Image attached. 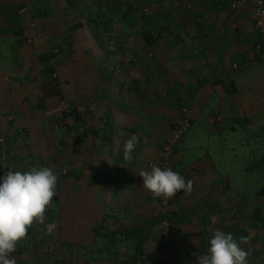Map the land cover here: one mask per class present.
Instances as JSON below:
<instances>
[{"label":"rangeland","instance_id":"rangeland-1","mask_svg":"<svg viewBox=\"0 0 264 264\" xmlns=\"http://www.w3.org/2000/svg\"><path fill=\"white\" fill-rule=\"evenodd\" d=\"M36 1L0 0L7 3L25 2L24 14L20 17V23L26 29L25 36L21 38L24 41V57L29 56L27 50L31 52L30 70L27 75L30 81L22 80L19 83L14 79V75L21 76L27 72L24 67L15 73H9L0 68L2 70L0 89L2 85L7 84L6 88L3 87L2 91L0 90V176L5 175L6 170L13 168L15 171L24 172L32 167H50L59 178L68 180L77 168L81 171V176L85 173L84 166L78 162L79 160L75 164L70 154V130H73L75 122L73 119H68L65 124H62L58 115L50 118L47 115V119L45 115L60 107L67 111L72 109L74 105L70 103L68 84H87L92 80L93 75L97 80L95 84H101L102 78L105 81L108 80L109 84H164L165 76L156 71V67L151 62L154 60V52L146 49L143 41V34L147 28H151L153 20L148 0H131L135 4L134 10H140L145 17H139V14L135 13L124 21L121 17H117L119 13L115 10L113 12L105 10L108 12L106 13L104 9L101 11L99 7L97 8L101 15L100 19L105 22L110 21L105 24L106 27L108 26L107 37L110 39L108 54L103 52L97 58L92 56V52L95 51H90L79 42L72 49L71 56H68L66 51H61L62 49L57 51L56 48H52L50 42L55 41L56 34L67 30L65 20L70 17L66 16V19L64 16V20L61 21V14H57V17L44 20L42 23L35 21L30 7ZM98 1L100 5L101 3L104 5L102 0ZM50 2L54 13L57 8V11L61 10L59 5L64 7L62 1L50 0ZM70 20L74 22L79 19L72 16ZM1 42L0 52L4 54L2 52L4 47L5 54H10L9 41ZM133 52L137 54L134 55ZM86 53L91 55L90 61L94 62L91 66H89L90 63L86 64ZM150 53L152 56L148 55ZM41 54L55 55L53 58V65L56 66L55 78L58 84L64 86L58 89L61 91V96L48 98L46 109L42 113L35 110V114V112L32 113L35 103L40 97L42 98V93L36 90L39 84L35 83L40 77L42 61L39 56ZM99 54H101L100 49ZM2 59L4 63L9 64L10 56L6 55ZM73 68L76 70L73 71ZM260 77L254 74L252 82L258 83L247 84L246 89H241L242 100L246 98V101H249L254 96L256 98L253 111L260 109V112L253 113L252 126L247 125L250 126L248 133L250 136L246 134V126L244 127L239 121L210 125L205 119V112L191 124L183 136L181 148H178L174 160L177 165L176 170L193 183L190 193L180 196L176 194L171 199L158 198V201L149 196L146 197L147 194L143 193L137 201L120 202L128 207V211L121 216L120 225L123 227H135L160 216L163 219L162 223L154 225L150 232V238L144 246L143 264H155V258L158 259L159 264H169L170 259L176 262L177 256L183 254L188 256L183 264H198V256L206 254L213 233L217 230L223 231L229 225H237L247 233L245 249L249 252V264L250 261L251 264L264 263V223L257 222L253 216L254 210L259 209L264 217V199L256 197V192L262 187L264 171V84H261ZM12 84H28L30 87L13 89ZM53 86H49L43 94L54 91ZM27 91H30L28 100L20 95ZM80 101L83 102V99ZM236 102L242 103V101ZM257 102L260 104H256ZM13 104L23 105L25 114L20 120L14 119L8 122L6 118L9 115L6 113L11 110L7 108ZM28 114H31L30 116L34 114L35 118L26 117ZM32 124L36 130L43 128V134L40 137L32 136L36 131L31 130ZM66 127L71 129L68 130ZM76 156L83 158V150L78 148ZM156 156L157 154H153L144 159L143 165L146 164L148 170L150 164L158 162ZM65 182L66 184L61 187V193H64V196L59 195L61 200L57 202L59 220L53 218L56 229L49 233L46 228H42V225L33 223L30 229L33 230L37 226L39 229L27 234L24 241L18 243L17 250L11 254L15 264H40V259L44 264H84L82 263L83 252L75 255L73 249L61 248L59 244V242L67 243L69 235L66 212H68L70 197L67 190L68 181ZM49 209H52V205H49ZM168 212L178 213L183 220L175 225L177 232L175 238L172 237V247L161 249V245L166 240L163 234L166 232L164 223ZM207 218L210 222L206 221ZM123 237V234L116 237L117 244L112 250L118 248L122 254L121 259L125 260L126 257L134 254L135 246L128 244ZM52 242L55 247H50Z\"/></svg>","mask_w":264,"mask_h":264},{"label":"crops","instance_id":"crops-1","mask_svg":"<svg viewBox=\"0 0 264 264\" xmlns=\"http://www.w3.org/2000/svg\"><path fill=\"white\" fill-rule=\"evenodd\" d=\"M148 1L153 19L150 28L153 45L150 50L154 52V60L151 62L156 71L160 72L158 74L165 76V83L109 84L108 80L102 78L101 84H95L97 80L93 75L87 84H68L70 103L74 105L72 108L78 110L82 117L80 123L74 121L73 130H70V154L75 164L79 160L84 166L85 173L81 176V171L77 168L68 180L58 177L57 195L53 197L52 209L46 211V223H53V218L59 220L57 202L61 200L59 195L64 196L61 187L68 181L70 198L66 215L69 235L67 243L59 244L61 248L73 249L75 255L83 252L84 264H119L124 261L120 257V250L112 249L117 244L116 237L123 234L124 229H132L134 226L120 225L122 214L128 211V207L120 202L137 201L143 193L147 194L146 197L158 201L149 191L143 192L145 188L139 173L148 170L147 165H143L145 158L157 154V160L160 159L161 146L171 134L170 124L180 117L178 100L185 103L191 123L205 112V119L210 125L239 121L246 126V134L254 121L253 113L260 112V109L253 111L256 97L252 96L249 101H246V98L242 100L241 89H246L247 84L258 83L252 82L254 74L261 76L259 80L264 84V62L257 63L247 70L232 68L233 64L241 65L254 58V46L258 41L253 6L247 0ZM62 3L64 7L59 5L61 10H55L56 17L61 14V21L64 16H69L70 19L72 16L77 17L76 13L69 9L71 7L63 1ZM234 3L237 6L231 9ZM12 5L11 2H0V42L9 41L10 46V54H5L4 47V54L0 52V68L15 73L24 67L26 73L21 76L14 75L15 81L21 83L22 80L30 81L27 75L30 70L31 52L27 50L29 56L24 57L23 38L20 40L15 34L18 29L7 16L8 8ZM91 6L93 5L87 4L89 13H94L100 18L97 8L101 11L105 9L103 3L93 10ZM20 21L18 27L24 30L25 36L26 29ZM65 21L66 25L67 20ZM82 23L85 24L86 21L83 20ZM56 35L54 40L64 45H61V51H66L68 56L73 55L72 49L78 44L77 36L66 30ZM79 43L90 51H95L92 56L96 58L103 52H108L107 48L102 51L91 35ZM6 55L10 56L9 64L4 63L2 59ZM85 58L86 64H94L90 61L92 57L89 53H86ZM43 63L41 62V68ZM76 65L75 62V67ZM6 86L7 84L2 85L0 90ZM62 86L64 85L59 84V89ZM11 87L21 89L30 86L12 84ZM36 88L40 93L37 86ZM29 92L20 95L28 100ZM80 99H83V102ZM47 100L43 101L40 97L32 113H42L46 109ZM8 109L12 111L6 113L9 115L6 118L8 122L20 120L25 114L23 105L13 104ZM30 115L26 117L35 118L34 114ZM45 115L47 119L49 116L47 117V113ZM32 126L31 130H36L34 124ZM41 134L43 128L37 129L32 136L40 137ZM133 135L138 136L140 142L133 152L132 159L128 160L124 156V143ZM78 148L83 150V158H77ZM152 220L154 219L150 221ZM38 227L33 230L29 228L28 234L38 231ZM154 227L148 228L149 236ZM123 239L128 244H133L126 240L125 235ZM50 244V247H55L53 242ZM44 258L46 261V257ZM39 263L44 264L41 259Z\"/></svg>","mask_w":264,"mask_h":264},{"label":"clouds","instance_id":"clouds-1","mask_svg":"<svg viewBox=\"0 0 264 264\" xmlns=\"http://www.w3.org/2000/svg\"><path fill=\"white\" fill-rule=\"evenodd\" d=\"M139 137L133 135L124 143L125 159L131 160ZM143 187L153 198L171 199L177 192L190 193L192 181L179 172L151 165L139 173ZM58 176L50 167H32L28 171H8L0 176V264H15L11 254L27 237L33 223L44 225L51 233L56 224L46 223V211L57 195ZM246 237L217 230L209 241L206 254L198 256V264H249L243 247Z\"/></svg>","mask_w":264,"mask_h":264},{"label":"trees","instance_id":"trees-1","mask_svg":"<svg viewBox=\"0 0 264 264\" xmlns=\"http://www.w3.org/2000/svg\"><path fill=\"white\" fill-rule=\"evenodd\" d=\"M60 2L63 1L64 4H67L69 7V9L73 10L76 15L77 18L79 19L78 21H74L67 19V23H66V27H67V32L71 33L72 35L74 34L75 36H77V41H84L85 39L89 38V35H91L92 39L94 40L95 43H98L99 47L101 48L102 51H104L106 48L107 50L109 49V43H110V39L107 37L108 36V26L106 27L105 24H108L110 21L108 20L107 22L101 20L100 18H97L96 15L94 13H89V9H87V4L88 5H93L91 6L92 10L94 7H98L100 6V2L98 0H59ZM104 2V6L105 10L113 12V10H115L116 13H119V16L117 17H121L122 21L127 20V18L129 16H134L135 13L139 14V17H145V14L141 13L140 10L139 11H135L134 7L135 4L131 2V0H102ZM50 0H37L34 4L31 5L30 10L31 12L34 14V20L35 21H43V20H48L51 18H55V13L53 12V6L51 5ZM90 2V3H89ZM25 2H21L20 3H13L12 6H9L10 8H8L7 11V16L12 20L13 22V26L16 27L18 29V31H16L15 34H17L21 40V38H23L24 36V30L19 28V21H20V17L22 14L21 11H25L24 9L26 8V5H24ZM95 5V6H94ZM142 11V10H141ZM83 14V15H81ZM86 17V19H85ZM85 20L86 21V25L84 23H82V21ZM42 23V22H41ZM150 29V28H149ZM147 28V30H145L144 34H143V41L145 44V48L149 49L151 48V46L153 45V41L151 39V33L150 30ZM19 40V41H20ZM52 44V48H56L57 51H60V47L61 44H59L57 41H51L50 42ZM108 54V52H107ZM150 56V54H148ZM55 57V55L53 54H47V55H41L40 61L44 62V66L41 68L40 70V77L39 79L36 80L35 83L39 84L38 89L40 90V92L42 93V100H46L48 98H52V97H59L61 96V91L58 90L59 89V84L58 81L56 80V76H55V72H56V68L55 66L52 64L53 58ZM148 57V56H147ZM54 85L53 89H55L54 91H51L48 94H43L44 90L49 89V86ZM229 95H231V91H229ZM179 102L177 103L178 105V110L181 109V107L187 108L185 103H181V100H178ZM39 109H41L40 106H38ZM47 115L49 117H54L55 115H58V119L60 120V122L62 124H65V122L68 119H73L74 121L77 122H81V113L76 110V109H70V110H66L63 107L60 108H56L53 111L47 112ZM181 122V111H180V117L178 118V120H176L174 123L170 124V131L171 133L173 132V129L176 125H179ZM192 124V123H190ZM191 127V126H190ZM68 130H70L71 128L66 127ZM182 144V141L180 142V144L175 148L174 151V155L178 153V148L180 147V145ZM162 150V148H161ZM161 158V157H160ZM264 160V159H263ZM160 161V159L158 160V162ZM157 162V163H158ZM176 163L174 160V171L178 172L176 170ZM9 171H15V169H11ZM27 171V170H24ZM6 173L8 172V170L5 171ZM185 179L187 180V178L185 177ZM181 194H184L183 191L177 192V195L180 196ZM256 197L262 198L264 199V171L262 174V187L256 192ZM49 214V213H48ZM253 216L255 218V220L259 223H264V217L262 215L261 210L259 209H255L253 212ZM182 217V216H181ZM179 216L178 213L176 212H168L166 213V221H168L170 223V227H169V232L172 235L173 239L176 236V232H177V228H175V225L180 223L183 218H181ZM207 217V216H206ZM204 219V217H203ZM202 219V220H203ZM50 220V218H49ZM162 218L161 216L158 218H156L155 220H152L150 222H145L142 225H138L136 227H133L132 229H124V235L126 236V240H128L130 243H133L135 245V250H134V254L131 257H126V259L119 263V264H143V256H144V245L145 243L149 240L150 236H149V232H148V228H150L151 226L157 225V224H161L162 223ZM207 222H210L209 218H207L206 220ZM206 226H208V224H206ZM223 231L225 233H232L233 236L237 239H239L240 237H246L247 238V233L242 230L239 226L237 225H229L227 227H225L223 229ZM164 236V234H163ZM162 236V237H163ZM246 244L243 245V247L245 248ZM172 247V242H164L161 245V249H168ZM247 250V249H246ZM249 253V252H248ZM186 257L187 254H183V255H179L177 256V261L175 262L174 260H169V264L171 262L174 264H183L184 261H186ZM155 264H159V261L157 258L154 259ZM168 262V261H167ZM249 262V259H248ZM251 264V261H250ZM264 264V263H262Z\"/></svg>","mask_w":264,"mask_h":264},{"label":"built area","instance_id":"built-area-1","mask_svg":"<svg viewBox=\"0 0 264 264\" xmlns=\"http://www.w3.org/2000/svg\"><path fill=\"white\" fill-rule=\"evenodd\" d=\"M253 6V18L254 27L257 33L258 41L254 46V58L243 62L241 65L233 64L232 68L234 70L250 69L254 67L257 63L264 62V0H247ZM237 6L236 3L231 5V9ZM24 11H21L23 13ZM181 122L176 125L173 132L167 138V140L162 144L161 158L158 163L150 164L157 165L162 169H172L174 171V151L175 148L183 140V136L191 126V118L187 108L181 107ZM166 232L164 233L165 242H172V236L169 232L170 224L165 221ZM170 235V236H169Z\"/></svg>","mask_w":264,"mask_h":264}]
</instances>
